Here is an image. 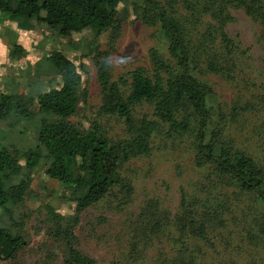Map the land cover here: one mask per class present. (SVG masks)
I'll use <instances>...</instances> for the list:
<instances>
[{
  "label": "rangeland",
  "instance_id": "rangeland-1",
  "mask_svg": "<svg viewBox=\"0 0 264 264\" xmlns=\"http://www.w3.org/2000/svg\"><path fill=\"white\" fill-rule=\"evenodd\" d=\"M156 1L164 7L165 0ZM191 1L196 3L193 12L181 3L177 5L176 15L184 23L194 55L202 66L203 54L196 45L208 31L211 18L204 0ZM148 8L146 0H123L118 6L121 21L116 33L108 29L96 34L94 29L86 27L69 37L61 36L36 18L12 19L0 12V93L11 90L26 93L58 86L60 78L45 57L52 51H61L82 73L79 107L70 121L86 128L96 120L110 138H130L123 117L100 110L102 90L97 61L109 62L111 80L119 82L124 97L129 94L130 72L135 68L145 67L153 79L150 51L156 48L166 58L169 55L160 23H149L143 18ZM226 16V31L236 47L238 67L215 74L203 66L195 74L206 88L208 103L217 107L216 124L232 136L237 147L264 166L261 22L240 5H228ZM15 41L24 45L25 56L21 59L9 53ZM183 114V110L178 112L176 118L181 119ZM133 116L136 120L148 118L158 122L150 138L151 151L131 157L119 169L125 179L124 187H113L102 200L81 213L73 227L77 238L74 246L93 258L95 264H169L179 252L195 259L197 264H264V239L256 225L261 210L256 197L227 179L216 187L212 181L215 179L211 178L212 167L196 162L193 131L171 133L169 125L156 117L150 102L135 104ZM222 116L226 117L222 119ZM24 126L25 121L1 122L0 148L8 144L19 149L34 145L35 130ZM31 186L40 192V198L11 206L12 215L0 208L2 223L14 233H22L26 241L15 258L0 259V264H65L66 240H57L47 233L51 223L46 221L47 210L43 204L49 202L66 217L74 215L75 203L68 199L69 189L45 173L44 161L34 173ZM209 197L221 206L219 226L209 225V239L194 238L195 225L191 224L199 225V217L178 234L176 222L185 214L183 200L196 210L199 201ZM151 214L158 217L150 221ZM158 223L162 232L149 236L147 232L151 233L150 229Z\"/></svg>",
  "mask_w": 264,
  "mask_h": 264
},
{
  "label": "trees",
  "instance_id": "trees-1",
  "mask_svg": "<svg viewBox=\"0 0 264 264\" xmlns=\"http://www.w3.org/2000/svg\"><path fill=\"white\" fill-rule=\"evenodd\" d=\"M122 1L0 0V12L12 19L36 18L64 37L86 27L94 29L96 34L108 29L116 33L121 21L118 6ZM146 1L149 8L143 18L149 23H160L169 55L166 58L156 48L150 51L153 79L145 67L135 68L130 72L129 94L124 97L119 82L111 80L109 62L106 59L97 61L102 90L100 110L123 117L131 133L130 138H110L96 120L86 128L70 121L79 107L82 73L79 66L61 51H52L45 57L60 78L58 86L26 93L12 90L0 93V124L8 120L12 123L25 121L24 129L32 128L36 132V143L26 149L13 144L0 148V208L12 215L11 206L23 200L40 198V192L34 190L31 183L44 161L45 173L69 189L68 199L75 203V214L70 217L57 212L49 202L43 204L47 210L46 221L51 223L47 233L57 240H66L65 264H95L93 258L74 246L77 238L73 227L80 220L81 213L102 200L113 187L125 186V179L118 171L131 157L151 151L150 138L158 122L134 118L133 106L142 101L153 105L154 114L169 125L171 133L190 134L193 131L192 149L196 162L212 167L211 178L215 179L212 181L216 187L227 179L241 191L256 197L261 213L260 219L257 215L258 220L255 221L264 239V166L246 150L237 147L232 136L216 124L214 112L217 107L208 103L206 88L195 74L203 66L215 74L231 72L238 67L236 47L226 31L228 5H240L248 14L257 17L264 36V0H204L211 20L208 31L196 45L203 54L202 66L194 55L184 23L176 15L177 5L182 3L193 12L196 3L165 0L166 6L163 7L156 0ZM9 53L16 59L23 58L24 45L15 41ZM120 81L125 83L122 78ZM182 110V118L177 119V113ZM199 202L198 209L193 210L184 199L185 214L176 223L179 234L188 224L194 223L195 217L201 218L199 225L191 224L195 225L193 235L195 239L206 241L211 232L209 225L219 226L221 206L212 197ZM149 217L151 221L158 215ZM150 232L147 234L153 237L160 234L159 223ZM25 245L23 234L12 232L2 223L0 215V259L15 258ZM189 257L179 252L169 264H197Z\"/></svg>",
  "mask_w": 264,
  "mask_h": 264
}]
</instances>
